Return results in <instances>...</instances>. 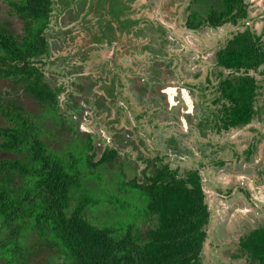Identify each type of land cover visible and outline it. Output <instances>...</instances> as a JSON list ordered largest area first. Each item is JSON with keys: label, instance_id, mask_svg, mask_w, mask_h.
<instances>
[{"label": "trees", "instance_id": "1", "mask_svg": "<svg viewBox=\"0 0 264 264\" xmlns=\"http://www.w3.org/2000/svg\"><path fill=\"white\" fill-rule=\"evenodd\" d=\"M222 6L195 26L219 29L246 19L244 0H222ZM52 12V0H0V264H201L211 212L198 171L180 176L155 158L144 181H125L109 198L115 205L135 196L120 208L136 209L135 218L95 221L99 202L83 196L82 179L112 164L118 151L106 148L94 161L92 135L80 131L84 137L77 138L74 118L65 115L69 107L60 101L64 88L43 71ZM217 54L228 74H217L213 102L219 109L207 123L221 133L248 126L261 110L264 45L244 26ZM75 142H81L83 166ZM240 240L248 260L264 264V226Z\"/></svg>", "mask_w": 264, "mask_h": 264}, {"label": "rangeland", "instance_id": "2", "mask_svg": "<svg viewBox=\"0 0 264 264\" xmlns=\"http://www.w3.org/2000/svg\"><path fill=\"white\" fill-rule=\"evenodd\" d=\"M221 3L222 0H52L51 23L46 30L51 48L49 57L43 59V71L64 88L60 101L62 107H69L65 115L75 119L71 124L77 138L84 137L80 128L93 136L94 161L100 160L106 148L118 151L112 164L106 161L82 179L88 194L83 196L99 202L92 210L99 224H120L135 218L136 209L120 211L125 201L130 205L136 202L135 196L129 201L119 199L115 205L109 198L125 181H144L143 171L147 165L148 174L154 171L149 164L153 166L155 158L160 159L159 166L168 164L184 177L192 171L202 177V165L215 158L206 157L211 148L215 152V143L223 140L215 126L209 124L210 113L219 109L213 102L218 96L214 87L219 77L215 75V54L236 29L230 25L212 29L204 23L197 27L195 22L201 21L211 7L223 10ZM191 12L195 17H188ZM187 17L194 30L185 27ZM183 54L194 55L196 62L185 60ZM181 90L189 92L193 103L187 113ZM201 94L206 95L202 101ZM176 117L186 119V126ZM75 143L73 150L83 166L81 142ZM206 178L212 180L208 175ZM202 182L210 191L209 182ZM214 183L217 188L212 183L210 186L217 193L233 194L234 189L219 181ZM210 206L212 214L201 264H253L242 251L245 241L241 244L240 240V246L238 239L264 220L253 225L242 222L238 228L232 222L223 226L217 217L219 210ZM141 209L139 213H143Z\"/></svg>", "mask_w": 264, "mask_h": 264}, {"label": "crops", "instance_id": "3", "mask_svg": "<svg viewBox=\"0 0 264 264\" xmlns=\"http://www.w3.org/2000/svg\"><path fill=\"white\" fill-rule=\"evenodd\" d=\"M244 4L247 10L246 19L239 21L237 26L227 24L230 27H235L236 30L231 34L226 43L236 31L243 30L244 26H246L261 38L264 45V0H244ZM198 5L199 3L196 6ZM197 8L188 7L189 10ZM215 9L211 7V10ZM192 14V12L189 13L188 17ZM185 27L189 29L188 26ZM191 29L194 30V28ZM218 52L215 54L217 56V71L215 75L219 73L226 75L228 71L223 70L218 64ZM183 57L185 60H189L190 63L196 62L194 55L185 56L183 54ZM262 70L264 72V64ZM261 79V89L257 103V106L261 108L259 114L248 126L242 129L229 130L227 132L221 131L219 134L223 140L221 139L215 143V152L213 151L214 148H211L210 153L206 155V157L215 156V158L200 168L202 175L201 182L202 180L208 181L207 187L211 189L207 191L204 188L205 183L203 184L202 182L209 210L212 214V207L210 205L216 206L217 210H219L217 217L221 220L223 226L225 224L227 226V222H232L231 224L238 228L242 225V222L246 225L247 223L253 225L258 223V221L264 220V75ZM208 81L207 83L209 84L210 80ZM215 83L217 84L218 80H215ZM205 145L210 147L211 143L209 145L205 143ZM221 163H224V166H220ZM207 175L208 178H212L211 181L207 180ZM225 176L229 177L224 178ZM217 181L222 183L223 186L232 188V191L234 189L233 194L217 193L218 191L215 189L217 186L214 183H217ZM210 183L215 188H212ZM259 225L256 229L264 226V222L263 225ZM237 228L235 232L238 234ZM256 229H250L249 233ZM241 238L242 236L239 237L238 244Z\"/></svg>", "mask_w": 264, "mask_h": 264}, {"label": "water", "instance_id": "4", "mask_svg": "<svg viewBox=\"0 0 264 264\" xmlns=\"http://www.w3.org/2000/svg\"><path fill=\"white\" fill-rule=\"evenodd\" d=\"M181 92H182V97H181V95H180V97H181V99L183 98L184 101L186 102V105H187L188 111H189L190 109H192L191 100H190L186 90H181ZM188 111H186L185 113H187ZM181 120H182V123L184 124V126H186L185 120L183 118Z\"/></svg>", "mask_w": 264, "mask_h": 264}, {"label": "flooded vegetation", "instance_id": "5", "mask_svg": "<svg viewBox=\"0 0 264 264\" xmlns=\"http://www.w3.org/2000/svg\"><path fill=\"white\" fill-rule=\"evenodd\" d=\"M187 91V90H186ZM189 92L187 91V94H188ZM180 95H181V97H182V92H180ZM188 96H189V94H188ZM174 100H175V98H174ZM182 100V103L184 102L185 104H186V102L184 101V99L182 98L181 99ZM179 101V100H178ZM173 103H175V102H173ZM191 105H192V109H193V103H191ZM191 109V110H192ZM186 111H188V107H187V105H186ZM80 128V127H79ZM79 131H81V128L79 129ZM82 132V131H81ZM83 133H90V132H87V130H85ZM92 138H93V136H92ZM93 141V140H92ZM115 143V142H114ZM115 145L117 146H119V147H121L118 143H115ZM111 149H114V148H111ZM263 225V224H262Z\"/></svg>", "mask_w": 264, "mask_h": 264}, {"label": "bare ground", "instance_id": "6", "mask_svg": "<svg viewBox=\"0 0 264 264\" xmlns=\"http://www.w3.org/2000/svg\"><path fill=\"white\" fill-rule=\"evenodd\" d=\"M235 228V227H234Z\"/></svg>", "mask_w": 264, "mask_h": 264}]
</instances>
